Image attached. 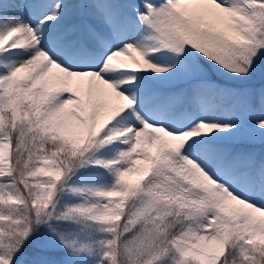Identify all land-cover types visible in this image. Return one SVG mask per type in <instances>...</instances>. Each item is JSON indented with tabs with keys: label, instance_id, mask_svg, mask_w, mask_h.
Returning <instances> with one entry per match:
<instances>
[{
	"label": "snow or ice",
	"instance_id": "1",
	"mask_svg": "<svg viewBox=\"0 0 264 264\" xmlns=\"http://www.w3.org/2000/svg\"><path fill=\"white\" fill-rule=\"evenodd\" d=\"M0 264H264V0H0Z\"/></svg>",
	"mask_w": 264,
	"mask_h": 264
},
{
	"label": "trees",
	"instance_id": "2",
	"mask_svg": "<svg viewBox=\"0 0 264 264\" xmlns=\"http://www.w3.org/2000/svg\"><path fill=\"white\" fill-rule=\"evenodd\" d=\"M137 2H139V0H137ZM260 85H259V82H257V84H256V87H259ZM257 108H258V105H257ZM130 180H132L131 178H129Z\"/></svg>",
	"mask_w": 264,
	"mask_h": 264
},
{
	"label": "rangeland",
	"instance_id": "3",
	"mask_svg": "<svg viewBox=\"0 0 264 264\" xmlns=\"http://www.w3.org/2000/svg\"><path fill=\"white\" fill-rule=\"evenodd\" d=\"M259 148H260V146L258 145L257 146V149H258V151H259ZM133 181L135 180V177H130Z\"/></svg>",
	"mask_w": 264,
	"mask_h": 264
}]
</instances>
